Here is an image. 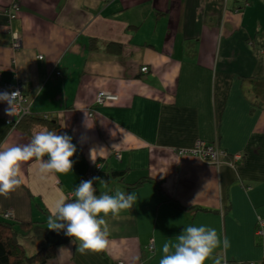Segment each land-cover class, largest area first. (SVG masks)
I'll use <instances>...</instances> for the list:
<instances>
[{"label":"crops","instance_id":"0c3cea01","mask_svg":"<svg viewBox=\"0 0 264 264\" xmlns=\"http://www.w3.org/2000/svg\"><path fill=\"white\" fill-rule=\"evenodd\" d=\"M256 1L264 7V0ZM242 2L246 11L255 5L19 0L9 24L0 0V92L3 83H21L31 115L55 120L54 131L72 137L77 149L67 173L42 175L34 160L23 163L22 184L0 196V215L44 222L48 229L44 211L71 199L86 174L101 178L99 163L103 172H124V182H109L113 192L137 196L131 209L105 218V249L82 254L71 240L47 264H142L151 244L146 264H159L162 245L190 225L228 237L230 248L216 253L221 264L224 258L227 264H264V238L257 235L264 221V109L244 89L247 79L264 80V17L246 23ZM13 34L21 39L18 50ZM110 43L120 50L109 53ZM100 92L117 100L98 105ZM7 107L0 102V144L28 143L29 132L7 124L15 120ZM198 140L217 143L230 154L229 163L180 155ZM236 153L243 155L238 163ZM23 237L31 250L32 235Z\"/></svg>","mask_w":264,"mask_h":264},{"label":"clouds","instance_id":"9594fccd","mask_svg":"<svg viewBox=\"0 0 264 264\" xmlns=\"http://www.w3.org/2000/svg\"><path fill=\"white\" fill-rule=\"evenodd\" d=\"M20 97L19 90L0 92V102L8 106L7 116H16ZM76 151L72 137L40 125L33 127L31 139L26 144L8 145L5 141L0 144V196H7L22 184L23 163L34 160L42 175L63 174L72 170ZM94 182L105 190L97 194ZM136 200L135 193L119 189L113 192L108 180L99 177L82 180L71 193V199L55 204L47 220L48 229L63 231L73 242H78L77 250L82 254L100 251L109 244L105 218L131 209ZM221 248L225 253L230 248L227 236L221 237L215 228L207 225H190L174 238V242L162 245L159 264H206L209 260L221 264V258L216 255ZM224 264H227L226 258Z\"/></svg>","mask_w":264,"mask_h":264},{"label":"trees","instance_id":"16d2710c","mask_svg":"<svg viewBox=\"0 0 264 264\" xmlns=\"http://www.w3.org/2000/svg\"><path fill=\"white\" fill-rule=\"evenodd\" d=\"M13 42V41H12ZM93 45V44H92ZM94 46H92L93 48ZM20 49V48H19ZM107 50L109 53H116L120 50V46L114 43L108 44ZM245 84V92H251L257 100V106L264 109V80L262 79H247ZM248 82L250 87L248 89ZM25 95V94H24ZM18 123V124H17ZM40 125L51 131L59 128L57 122L48 120V118L34 117L27 115L22 118L19 122H15L11 125L13 128L22 129L25 132L31 134L33 127ZM97 174L103 180L113 181L119 180L124 182V172L112 171L111 173L103 172V170L96 171ZM84 180L86 178L84 177ZM147 179L138 182L137 184L131 185V188L140 187L146 182ZM94 187L99 189L94 183ZM46 216L50 215L49 211H44ZM44 222H20L15 220L12 216L7 217L5 214L0 215V264H47L48 261L52 260L56 256V252L59 246L48 245L45 242V238L48 234V229L43 226ZM32 235V241L35 240V244L40 245L37 252L29 253L27 246L24 244L23 236ZM147 260V249L145 248L143 262Z\"/></svg>","mask_w":264,"mask_h":264},{"label":"built area","instance_id":"2783aa9c","mask_svg":"<svg viewBox=\"0 0 264 264\" xmlns=\"http://www.w3.org/2000/svg\"><path fill=\"white\" fill-rule=\"evenodd\" d=\"M6 3V12H7V16L9 19V24H11L17 17V14L20 10V3L19 0H5ZM13 48L15 50H18L21 47V39L20 36L18 34H13ZM40 59H42V57H40ZM143 72H148V68L144 67L142 68ZM57 75H61L60 72H58ZM2 78H3V71L0 68V83H2ZM15 90H19V92L21 93V97L18 100V112L15 116V120H8L7 124L8 125H14L15 122H19L22 118H24L27 115H31V113L29 112V109L27 107V103H28V99L26 98V96L24 95V91H23V87L21 85V83L17 82L16 84H12V83H3L2 88H1V92L3 91H15ZM117 97L114 95H111L109 93L106 92H100L97 96V104L98 105H103L106 104L108 102H112V101H116ZM47 118V117H44ZM18 124V123H17ZM180 155H194L199 157L201 160H203L204 162L208 163V164H212V165H216V166H221L224 164H228V160L231 158L230 154L228 152H226L225 150L221 149L217 143H206L204 141L198 140L195 143V146L193 149L191 150H187V151H180ZM243 159V155L241 153H236L232 156V160L235 163L240 162ZM233 162V163H234ZM231 163V162H230ZM102 169V165L99 163L97 164V166L95 167V171H99ZM95 177L92 173H88L85 175L86 180L91 179ZM7 217H11L13 216L12 213H6L5 214ZM257 235L260 237L264 238V221L262 219H259L258 221V225H257ZM155 250L154 244H151L150 246H148L147 248V252L148 254H153ZM263 250H264V242H263ZM148 260V258H147ZM146 260V261H147ZM145 262H142V264H146ZM119 264H124V263H119Z\"/></svg>","mask_w":264,"mask_h":264},{"label":"rangeland","instance_id":"374dc122","mask_svg":"<svg viewBox=\"0 0 264 264\" xmlns=\"http://www.w3.org/2000/svg\"><path fill=\"white\" fill-rule=\"evenodd\" d=\"M252 1H254L255 2V5H253V6H251L250 8H249V10L248 11H246V6H245V4H244V2H242V6H243V10H244V14H245V18H246V23L247 22H251V19H256L259 15L261 16V18L260 19H262L263 17H264V7L259 3V2H257L256 0H252ZM256 15H258V16H256ZM264 25V24H263ZM143 72V71H142ZM143 73H145V72H143ZM147 73V72H146ZM29 239V238H28ZM46 241V240H45ZM30 242H33L32 244L33 245H30L29 243V247L31 248V250L29 249L28 250V252L30 253H32V252H37V250H38V248L40 247V245H36L34 242H35V240L34 241H30Z\"/></svg>","mask_w":264,"mask_h":264},{"label":"water","instance_id":"95a60500","mask_svg":"<svg viewBox=\"0 0 264 264\" xmlns=\"http://www.w3.org/2000/svg\"><path fill=\"white\" fill-rule=\"evenodd\" d=\"M45 240L48 245L61 246L70 242L72 238L65 235L63 231L57 232L49 230Z\"/></svg>","mask_w":264,"mask_h":264}]
</instances>
